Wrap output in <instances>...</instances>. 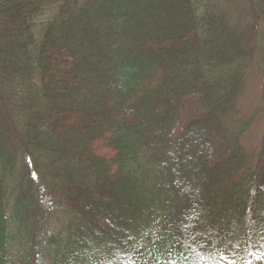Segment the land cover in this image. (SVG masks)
I'll return each mask as SVG.
<instances>
[{
    "label": "trees",
    "instance_id": "trees-1",
    "mask_svg": "<svg viewBox=\"0 0 264 264\" xmlns=\"http://www.w3.org/2000/svg\"><path fill=\"white\" fill-rule=\"evenodd\" d=\"M251 70L264 0H0V264H264Z\"/></svg>",
    "mask_w": 264,
    "mask_h": 264
},
{
    "label": "rangeland",
    "instance_id": "rangeland-1",
    "mask_svg": "<svg viewBox=\"0 0 264 264\" xmlns=\"http://www.w3.org/2000/svg\"><path fill=\"white\" fill-rule=\"evenodd\" d=\"M245 87L244 92L238 100L240 113L246 116H249L252 111H256L258 114L264 113V83L254 70L249 71ZM263 129V118L259 117L252 123L249 131L244 138H242L243 147L247 152L255 151L258 148ZM53 200H55V198H53ZM45 206V233L50 234L63 230L64 224L68 222L71 215L70 212H67V207L65 205L58 206L55 202L49 203L47 201Z\"/></svg>",
    "mask_w": 264,
    "mask_h": 264
}]
</instances>
